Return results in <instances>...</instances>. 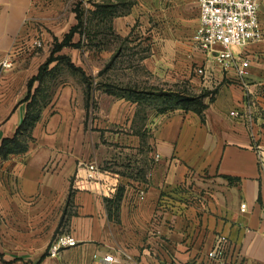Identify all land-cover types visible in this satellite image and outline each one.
I'll return each instance as SVG.
<instances>
[{"label": "crops", "instance_id": "1", "mask_svg": "<svg viewBox=\"0 0 264 264\" xmlns=\"http://www.w3.org/2000/svg\"><path fill=\"white\" fill-rule=\"evenodd\" d=\"M57 3L0 0V61L13 62L0 70V145L28 113L34 120L24 148L0 153V264H104L107 253L114 264L201 263L220 236L235 264H264V1L260 38L237 51L249 62L245 76L239 60L224 69L194 47L197 0H137L116 19L117 38L138 34L147 46V71L182 101L199 99L189 107L93 85L87 96L81 73L59 60L30 88L51 55L48 40L60 37V17L48 10ZM90 38H73L86 62L77 47L55 55L91 78L107 50ZM63 235L77 244L51 254Z\"/></svg>", "mask_w": 264, "mask_h": 264}, {"label": "rangeland", "instance_id": "2", "mask_svg": "<svg viewBox=\"0 0 264 264\" xmlns=\"http://www.w3.org/2000/svg\"><path fill=\"white\" fill-rule=\"evenodd\" d=\"M59 1L60 3L55 4L54 8L48 9L51 10L50 14L60 17L58 21H55L58 22L59 26L58 35L63 37L64 34L70 31L72 25L69 24V21H71V17L76 18L77 14L75 10L78 8L83 11L85 19L83 30L87 34V39H89L88 35H93L96 38L92 40L90 38V41L93 43L92 46L94 47V44L95 46L102 45L107 50V57L106 59L102 57L101 63L98 56H96L95 63H100L102 69L95 76H91L90 79L92 80L93 87L124 94L151 92L157 98L162 99L160 101L164 105L182 103V93H180L178 87L163 86L162 78L159 75L147 71V67L143 64L144 51L147 49V46L142 44V40L139 41L137 39L138 34L134 35L133 39L129 41L121 37L117 38L115 35L116 19L120 16L129 15L137 0ZM98 5H102V7L99 8ZM133 31H138V29L136 28ZM99 34H103L101 39ZM60 37L56 38L54 35L52 40H48L49 47L52 48ZM38 41H41L42 46H44L43 40L38 39ZM83 48L82 46L76 49L79 50L80 59L86 62ZM58 62L59 64L68 66L67 61L64 59Z\"/></svg>", "mask_w": 264, "mask_h": 264}, {"label": "built area", "instance_id": "3", "mask_svg": "<svg viewBox=\"0 0 264 264\" xmlns=\"http://www.w3.org/2000/svg\"><path fill=\"white\" fill-rule=\"evenodd\" d=\"M200 15V24L194 34V47L204 52L211 53L216 61L228 69L236 60L240 62V74H248L249 62L243 59L241 52L250 42L261 36V23L259 7L264 0H197ZM42 46L41 41H37ZM13 62L10 58L0 61V70L10 68ZM200 74H205L204 67L198 68ZM232 115H239L238 110H232ZM160 155L156 153V158ZM263 165V155L259 158ZM91 171L98 172L94 164L89 165ZM145 191L141 190L140 194ZM246 204H242V210ZM227 239L220 236L214 247L207 253V261L191 262L188 264H235L228 255ZM76 239L71 235H63L55 240L50 248L51 254H57L62 247L74 246ZM98 258V255H95ZM101 261L104 264H114L115 256L107 253Z\"/></svg>", "mask_w": 264, "mask_h": 264}, {"label": "trees", "instance_id": "4", "mask_svg": "<svg viewBox=\"0 0 264 264\" xmlns=\"http://www.w3.org/2000/svg\"><path fill=\"white\" fill-rule=\"evenodd\" d=\"M98 7L100 8V7H102V5L101 6L98 5ZM98 10H97V12H99ZM75 11H76V14H77L76 18H77L78 22L75 25L72 26V28L70 29V31L68 33H66V35L64 36L62 41H57L54 44V47H53V49L51 51V55L49 56L47 61L41 66L39 74L37 76L33 77L29 81V87L30 88L32 87L33 83L36 80L42 81L44 79V76H45V74H46V72H47V70L49 68V65L53 61L64 59V60L67 61V65L70 68L78 70L82 74L83 80L87 84V96L90 95L92 80L85 73V71L81 67H77L67 55H63V54L55 55L57 52H60L65 46H71V47H81L82 46V41L81 40L78 41V42H73V38H74L76 33H80L81 36L85 33L84 30H83L84 24H85V19H84V15H83V11L82 10L77 8ZM89 37H90V35H89ZM198 100L199 99H197V98L189 97L187 99H184L182 101L181 105L184 106V107H189L193 102L195 103ZM33 124H34V120L30 119V114L28 113L26 119L24 120V122L19 126L15 136L12 137V138H6V139H4L2 141V143L0 145V153L5 155V154H8L9 152H11V151H13L15 149L24 148L25 147V142L30 139V129H31ZM47 255H48V252L44 253L42 255L41 259L44 258Z\"/></svg>", "mask_w": 264, "mask_h": 264}]
</instances>
